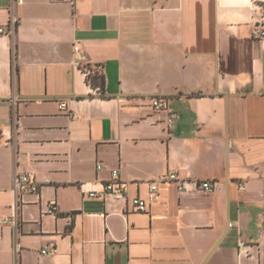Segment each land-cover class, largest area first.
Masks as SVG:
<instances>
[{
  "label": "crops",
  "instance_id": "1",
  "mask_svg": "<svg viewBox=\"0 0 264 264\" xmlns=\"http://www.w3.org/2000/svg\"><path fill=\"white\" fill-rule=\"evenodd\" d=\"M13 16L0 34V264H264V37L252 35L264 0H0V25ZM111 168L125 201L89 195ZM169 170L225 186L164 184L136 210ZM24 172L39 191H15Z\"/></svg>",
  "mask_w": 264,
  "mask_h": 264
},
{
  "label": "built area",
  "instance_id": "2",
  "mask_svg": "<svg viewBox=\"0 0 264 264\" xmlns=\"http://www.w3.org/2000/svg\"><path fill=\"white\" fill-rule=\"evenodd\" d=\"M64 1V0H57ZM76 2V0H72ZM17 17L13 16L11 20L6 25H0V34H9L12 35L16 31ZM252 35L254 38H263L264 37V26L261 24H255L252 29ZM74 49L76 52H79L80 47L75 44ZM84 57L79 54L75 59V65L81 66L84 71L89 75L94 74L93 67L87 66L83 62ZM98 90V89H97ZM168 98L166 97H155L152 99V106L156 110H163L167 108ZM67 106L66 102L61 101L60 107L64 108ZM178 117L177 113L171 112L169 114L168 123L171 124ZM97 170L106 168L104 162H97ZM111 177L105 181L103 184L102 190L96 191L92 190L89 192L90 196H100L105 198L107 195H112L119 200H127L126 192V182L121 178L119 168H111ZM175 183L180 192L187 191L190 188L191 184H194L197 189L202 190L203 192L211 193L217 190L222 189L225 184L219 179H202L195 180L189 177H183L176 171H166L161 173L156 179L150 181L149 183V192L148 198H142L140 196L133 199L136 210L146 211L149 202H156L160 197L161 186L164 184ZM240 189L244 188L245 184L242 181L238 182ZM14 189L17 193L21 192H37L40 189V183L37 181L34 174L30 172H24L22 174H16L14 177ZM59 212V207L56 202H52L47 210L48 214H57ZM4 223L17 224V212L5 216ZM229 226H233V222L229 223ZM57 244L55 241H50L42 249L41 253L45 256H51L57 252Z\"/></svg>",
  "mask_w": 264,
  "mask_h": 264
},
{
  "label": "trees",
  "instance_id": "3",
  "mask_svg": "<svg viewBox=\"0 0 264 264\" xmlns=\"http://www.w3.org/2000/svg\"><path fill=\"white\" fill-rule=\"evenodd\" d=\"M88 83L98 89L100 95H104V87H105V75L100 70H96L94 74L89 75L87 77Z\"/></svg>",
  "mask_w": 264,
  "mask_h": 264
}]
</instances>
